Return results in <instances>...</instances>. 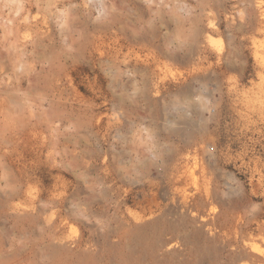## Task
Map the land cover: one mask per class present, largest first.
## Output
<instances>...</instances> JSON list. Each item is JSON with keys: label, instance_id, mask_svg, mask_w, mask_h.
<instances>
[{"label": "rangeland", "instance_id": "rangeland-1", "mask_svg": "<svg viewBox=\"0 0 264 264\" xmlns=\"http://www.w3.org/2000/svg\"><path fill=\"white\" fill-rule=\"evenodd\" d=\"M19 1L0 0V264H264V0H74L103 54L45 148L15 87Z\"/></svg>", "mask_w": 264, "mask_h": 264}, {"label": "bare ground", "instance_id": "bare-ground-1", "mask_svg": "<svg viewBox=\"0 0 264 264\" xmlns=\"http://www.w3.org/2000/svg\"><path fill=\"white\" fill-rule=\"evenodd\" d=\"M253 1V11L261 12L263 1ZM58 4L68 5V10L57 13L50 8L51 5ZM100 4L105 13L104 2ZM33 5L37 8L43 7L40 19L30 17ZM17 12L16 39L22 38L20 32L23 28L29 30L30 34L22 38L21 46H17L14 53L15 87L22 89V85L24 83L26 85L33 139L35 141L41 139L35 143L45 148L55 138L51 132L58 130V123L64 124L69 117L68 112H73L77 105V90L70 83V72L77 69L78 62L91 65L94 47L100 56L103 53L100 52L96 39L91 45L92 48L86 47L88 56L84 54L85 42H77V30L74 25L78 7L74 0H26L24 4L19 1ZM104 24V28L111 32L115 26L112 14H108ZM209 27H204L201 30L202 34L208 36ZM59 40L61 44H58ZM122 40L124 41L123 38ZM221 57L217 58L222 59ZM198 107L196 119L206 122L203 110L207 107L204 104Z\"/></svg>", "mask_w": 264, "mask_h": 264}]
</instances>
